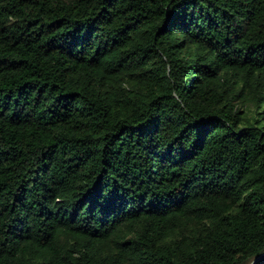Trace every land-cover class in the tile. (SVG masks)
I'll list each match as a JSON object with an SVG mask.
<instances>
[{"label":"trees","instance_id":"trees-1","mask_svg":"<svg viewBox=\"0 0 264 264\" xmlns=\"http://www.w3.org/2000/svg\"><path fill=\"white\" fill-rule=\"evenodd\" d=\"M0 264H264V0H0Z\"/></svg>","mask_w":264,"mask_h":264}]
</instances>
